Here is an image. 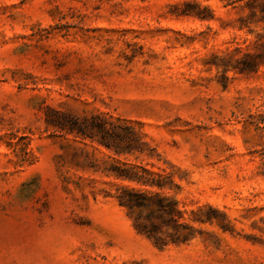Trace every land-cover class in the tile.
<instances>
[{
  "label": "rangeland",
  "instance_id": "obj_1",
  "mask_svg": "<svg viewBox=\"0 0 264 264\" xmlns=\"http://www.w3.org/2000/svg\"><path fill=\"white\" fill-rule=\"evenodd\" d=\"M226 3L0 0V264H264V66L225 80L211 64L254 52L264 22ZM50 110L105 121L122 152L47 125ZM113 164L169 176L193 236L136 232L154 209L118 205L132 184Z\"/></svg>",
  "mask_w": 264,
  "mask_h": 264
},
{
  "label": "trees",
  "instance_id": "obj_2",
  "mask_svg": "<svg viewBox=\"0 0 264 264\" xmlns=\"http://www.w3.org/2000/svg\"><path fill=\"white\" fill-rule=\"evenodd\" d=\"M239 1L241 3L237 4ZM226 4L242 11L247 10L251 16H254L258 10L261 13V20L264 22V0H227ZM203 10L208 11L206 7ZM179 15L196 16L205 20L211 18L201 15L199 12L191 11V9H184ZM239 28L241 29V26ZM253 46L254 52H250L246 46L244 49L235 47L232 50H226L220 56L213 54L211 64L215 68H221L225 80H227L226 74L230 71L239 74L256 73L261 66H264V36L263 41L255 42ZM50 112L55 118L46 119L47 125L64 130L82 140L88 139L90 142H95L114 154L122 152L118 150L117 143L114 142L118 135L107 127L105 121L99 119L96 123H88L85 119L79 120L74 116L64 115L53 110ZM61 117H66L68 123L60 121L59 118ZM251 118L258 122L263 121L260 116H252ZM262 165L264 166V161ZM104 172L106 176L132 184V186H121L117 189L114 197L119 206L125 207L129 211L154 209L145 217L137 214L132 218L136 232L147 236L154 246L162 247L169 243L186 242L193 236L196 229L182 221L183 212L177 208L176 201L170 195L163 193L165 190H171L173 186L169 176L161 177L142 166H127L125 164L121 166L113 164ZM152 218L157 220V223L141 224L139 222L141 219L149 221ZM209 218L207 217V220ZM161 228L170 229L172 232H165L162 236L159 234ZM179 229H185L188 232L178 235Z\"/></svg>",
  "mask_w": 264,
  "mask_h": 264
}]
</instances>
